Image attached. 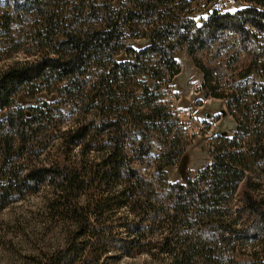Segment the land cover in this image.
Here are the masks:
<instances>
[{
	"label": "trees",
	"instance_id": "16d2710c",
	"mask_svg": "<svg viewBox=\"0 0 264 264\" xmlns=\"http://www.w3.org/2000/svg\"><path fill=\"white\" fill-rule=\"evenodd\" d=\"M14 1V10H0V45L6 48L16 29L14 12L19 5L24 8V1L33 7L30 27L36 52L0 68V110L12 108L0 112V208L46 186L53 192L44 199V214L60 220L55 228L61 238L59 245L48 252L31 256L28 264H103V258L117 251L127 255L143 252L151 264H264V60H258L262 51H253L256 43L264 40V0H244L246 4L233 12L214 8L192 31L187 19L189 23L181 25L182 31L173 32L201 71L207 94L225 98L235 126L231 135L219 133L215 138L218 142L211 141L210 161L194 176L187 174L182 181H168L169 190L160 192L128 162L121 136L128 131L124 127L127 123L138 126L141 132L163 125L170 131L173 123L166 122L169 115L163 106L148 105L153 97L146 100V112L133 100L118 106V95L126 91L119 75L128 81L132 69L145 67L137 63L144 51L165 58L163 51H158L162 32L177 24L179 18L172 17L175 8L187 6L189 1L128 0L117 9L105 5L103 19L83 24V29L71 27L64 13L70 15L71 3L72 15L79 17L85 7L93 12L94 0ZM130 23L146 30L148 45L133 55L134 61L113 62L109 72L93 83L97 93H90V101L98 98L100 110L106 106L105 111L111 115L99 125L89 120L59 130L56 139L61 156L30 162L28 132L35 122L43 120L42 109L32 107L27 113L15 105L16 100L25 102L19 95L21 87L32 92L44 78L53 76L69 82L70 75L81 73L89 59L99 60L98 51L114 49L112 40L115 42L118 25ZM223 30L235 35L247 56L239 60L226 48L224 67L220 65L224 69L218 65L217 70L199 50L209 51L206 44ZM56 34L61 35L54 38ZM254 69H261L260 82H249ZM223 71L228 77L226 87L220 84ZM140 85L146 94L147 88ZM97 133L105 139L95 140ZM92 141L100 143L90 156ZM174 145L153 165L155 175L163 181L168 167L181 153L174 152ZM75 146L79 153L71 160L70 151ZM180 156L178 165L184 171L180 166L184 154ZM234 195L235 208H228ZM119 231L121 234H117ZM147 233L150 236H145ZM224 249L230 252L226 256Z\"/></svg>",
	"mask_w": 264,
	"mask_h": 264
},
{
	"label": "rangeland",
	"instance_id": "374dc122",
	"mask_svg": "<svg viewBox=\"0 0 264 264\" xmlns=\"http://www.w3.org/2000/svg\"><path fill=\"white\" fill-rule=\"evenodd\" d=\"M61 1L65 2L66 0ZM127 1L94 0L92 2L95 6L94 11L91 12L88 7H85L79 17L76 14L72 15L71 7L73 6L71 3L70 15L66 12L64 16L70 19L71 27L83 29L85 27L83 24H95L96 21L103 19L102 12L105 5H109L111 9H117ZM188 1L189 5L175 8L176 10L172 14L174 20L179 18L177 24L170 27L168 31H164L165 33L162 32L163 38L158 46V51L160 54L163 51L165 58L155 52L144 51L136 60L137 63H143L146 68L136 66L131 70L128 81L121 74L119 75V82L124 83L126 91L118 95L120 98L118 106L121 107V103L126 104L125 100L128 102L133 100L136 105L140 104L141 110L145 112L148 111L149 106H163L164 111L169 115L166 122L173 123L170 131L163 125L162 128H152L142 132L138 126L127 123L124 124V127L126 125L128 131L125 136H121V142L127 150L128 162L135 167L138 175L146 180H151L158 192L169 190L168 181H182L183 176L185 177L187 174L191 177L194 176L210 161L211 141L218 142L215 138L219 133L231 135L235 126L234 117L228 111L225 98L207 94L202 86L201 71L190 59L186 45L179 42L173 32L182 31L181 25L185 27V24L189 23L187 19L190 20L192 31L214 8L221 12H233L245 5L246 2L244 0ZM14 2V0H0V10L4 7L14 10ZM6 3L8 6L5 5ZM23 3L24 8H20L19 5L17 11L14 12L13 27L16 29L12 30V37L5 43L6 48L0 45V68L15 59L29 58L36 52V46L31 42L30 24L32 23L33 7L27 6L29 2L23 1ZM66 23L69 24V21L66 20ZM146 33V30L137 23H130L129 26L119 24L116 29L117 35L114 36L115 42L112 40L114 49L106 48L104 52L98 51L99 60L89 59L88 65L84 69L82 68L81 73L76 72L75 75H70L69 82L66 78L57 80L53 76L48 79L44 78L32 92L30 88L22 90L21 87L19 95H22L25 102L21 103L16 100L15 105L21 106L27 113L32 107L42 109L43 120L35 122L34 128L28 132L32 149V152L31 149L28 152L30 162L39 163L46 158H56L60 155L59 140L56 139L59 130L89 120H94L99 125L106 116L111 115L110 111H105L106 106L100 110L99 103H97L98 98L94 97L90 101V93L98 91V87L93 83L99 79L101 74L109 72L113 62L124 63L131 59L134 61L133 55L149 43ZM60 35L56 34L53 37L58 38ZM11 42L12 44H10ZM168 43H171L172 46H169ZM13 45L18 48L13 49ZM118 46L119 48L115 50ZM206 46L209 51L200 49L199 54L209 64L217 67L218 65L224 67L223 51L226 48L229 52L234 51V55L238 56L239 60L247 56L230 30L218 32L217 38L208 42ZM57 47L60 48V46ZM253 51H257V53L262 51L263 56H260L258 60H264V40L259 41V44L256 43ZM168 57L172 60H165ZM166 62L170 65L166 66L164 64ZM173 69L178 70L174 73ZM258 72L256 69L250 72L249 82H260L262 77ZM221 73L220 84L222 87H226L228 85L227 73L226 71H223L222 75ZM140 84L147 88L146 94ZM127 96L128 98L125 99ZM149 97L153 98H150L148 106L145 103ZM10 109L12 108L7 107L1 109L0 112L7 113ZM112 116L119 118L118 115ZM94 131L95 129L91 130V132ZM35 133L37 134L36 138L34 137ZM101 137L102 140L105 139V135L95 134V140ZM99 143V141H92L90 156L96 152L95 147ZM173 143L176 147L174 152L179 150L181 151L180 155L184 154L185 162L182 166L184 171L180 170L178 165L181 157L179 155L168 167L165 182L161 177L155 175L153 165L159 155L169 148L171 149ZM77 147L75 146L70 151L71 160L78 156ZM52 192V189L44 186L43 189L37 192H27L23 197L0 208V264H28L30 257L37 253L40 254L39 251L48 252L52 247L59 245L61 238L55 225L60 220L46 216L43 208L44 199L50 197ZM235 197L234 195L230 198L228 208H235ZM42 221H45L46 224L42 225ZM117 234H121V231ZM145 236H150V234L147 233ZM227 253L230 252H226L224 249L225 256ZM108 255L103 258V264H151L150 257L143 252L127 255L117 251ZM60 264L63 262L61 261Z\"/></svg>",
	"mask_w": 264,
	"mask_h": 264
},
{
	"label": "water",
	"instance_id": "95a60500",
	"mask_svg": "<svg viewBox=\"0 0 264 264\" xmlns=\"http://www.w3.org/2000/svg\"><path fill=\"white\" fill-rule=\"evenodd\" d=\"M184 162H185V160H183V161H182V163H181V165H180V166H183Z\"/></svg>",
	"mask_w": 264,
	"mask_h": 264
}]
</instances>
